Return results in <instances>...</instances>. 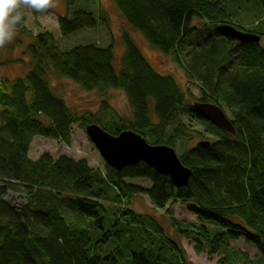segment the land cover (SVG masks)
Instances as JSON below:
<instances>
[{"label": "trees", "instance_id": "trees-1", "mask_svg": "<svg viewBox=\"0 0 264 264\" xmlns=\"http://www.w3.org/2000/svg\"><path fill=\"white\" fill-rule=\"evenodd\" d=\"M111 1L151 48L174 56L187 77L199 83L198 102L226 106L236 135L199 114L196 102L190 103L194 96L174 77L159 74L130 34L123 36L119 71L114 41L106 48L87 44L63 51L52 33L38 35L23 53L32 58L26 76L0 82V264H190L161 225L129 207L109 217L102 204L111 198L109 191L121 205L136 196H146L157 210L181 203L197 223L178 222L170 209L167 214L178 237L194 242L198 253L216 256L228 242L244 239L260 260L250 262L231 250L218 264H264V33L255 31L260 41L242 44L219 30L235 27L226 3L257 4L264 12V0ZM68 12L58 21L63 38L106 22L102 12L98 17L84 10ZM61 79L97 93L100 114L74 112L52 89L51 82ZM111 91L124 92L131 121L107 123ZM183 116L220 136L198 142L179 157L192 171L185 188L176 189L170 178L145 163L122 171L107 166L102 177L86 161L54 160L47 153L37 161L29 156L35 137L71 145L77 124L82 129L98 125L113 136L133 131L152 145L176 150L192 136ZM174 123L178 126L170 132ZM202 142L210 146H199ZM136 180L151 187L131 183ZM10 192L24 195L26 203L16 207L7 202Z\"/></svg>", "mask_w": 264, "mask_h": 264}, {"label": "rangeland", "instance_id": "rangeland-1", "mask_svg": "<svg viewBox=\"0 0 264 264\" xmlns=\"http://www.w3.org/2000/svg\"><path fill=\"white\" fill-rule=\"evenodd\" d=\"M55 7L36 11L26 6H22L19 11L22 13V22L16 26V36L14 40L4 46H0V82L5 78L15 80L24 78L29 71L32 58L26 56L27 46L35 41L40 34L47 32L52 33L58 46L64 51L78 45L93 44L98 47L106 48L113 41L115 42V64L120 67L123 58L125 44L123 36L128 33L138 44L143 55L148 59L151 66L161 75L174 77L184 92L191 93L194 99L190 103L194 104L201 98V88L199 83L190 80L186 72L179 67L174 56H165L151 48L144 39L137 34L122 18L115 4L111 0H54ZM227 11L231 17V22L241 28L244 33H254L255 31L264 33V12L257 4H246L244 1L235 3H226ZM84 10L95 14L97 17L102 14L106 17L105 23L100 22L96 30L82 31L69 38H63L59 28V18L68 16L69 11ZM196 26L204 25L203 21H196ZM234 27V26H232ZM237 29V28H236ZM257 36V34H255ZM264 47V39L262 41ZM52 89L55 93L63 98L68 106L74 112L80 115L97 116L100 114L101 97L97 93H87L77 84L61 79L51 82ZM106 102L110 106L107 111L106 120L110 126L118 123L120 119L132 120V110L129 106L127 97L122 91H111ZM220 107L225 111L227 116L232 119L231 114L225 105L220 103ZM181 122L189 129L191 137L179 142L176 152L182 156L184 151L194 148L198 142L208 140H218L219 135L215 134L207 125L191 121L184 116ZM178 126L174 123L170 126L171 132ZM50 154L54 160L66 156L76 161H86L88 165L97 173L105 177L107 175V164L100 155L99 151L89 139L86 129H82L80 124L73 126V136L71 145H67L59 140L35 137L31 145L29 156L32 160L37 161L44 154ZM131 183L144 187H151V184L145 180L131 181ZM110 199L105 200L102 204L108 209L109 217L122 208H131L137 214H140L150 223L161 225L164 232L171 239L176 241L187 255V262L190 264H218L219 261L230 254L231 250H236L245 255L250 262L260 260V254L255 247L249 245L244 239L228 242L226 249L221 254L211 256L208 251L198 253L195 249V243L183 238H179L176 229L173 227L167 210L174 213L175 219L181 223L195 224L197 218L188 212L181 204H170L165 210H157L151 204L146 196H136L130 203L124 202L122 205L112 201L114 192L109 191ZM5 200L16 207L26 203V197L22 194L10 192ZM153 220V221H152ZM117 240V239H116ZM156 243V242H155ZM107 252V251H105ZM117 258V257H116ZM129 260V257H128ZM244 264L243 260H240Z\"/></svg>", "mask_w": 264, "mask_h": 264}, {"label": "water", "instance_id": "water-1", "mask_svg": "<svg viewBox=\"0 0 264 264\" xmlns=\"http://www.w3.org/2000/svg\"><path fill=\"white\" fill-rule=\"evenodd\" d=\"M219 30L242 44L260 41L258 36L241 32L230 25L221 26ZM194 107L216 128L233 136L236 135L232 120L220 106L196 102ZM86 133L108 167L122 171L128 167L145 163L160 175L170 178L176 189L189 185L192 171L184 167L174 148L152 145L143 136L133 131L113 136L98 125L88 126ZM199 146L208 147L210 143L202 142Z\"/></svg>", "mask_w": 264, "mask_h": 264}, {"label": "clouds", "instance_id": "clouds-1", "mask_svg": "<svg viewBox=\"0 0 264 264\" xmlns=\"http://www.w3.org/2000/svg\"><path fill=\"white\" fill-rule=\"evenodd\" d=\"M22 6L36 11L55 7L54 0H0V46L12 42L16 36V26L22 22Z\"/></svg>", "mask_w": 264, "mask_h": 264}]
</instances>
